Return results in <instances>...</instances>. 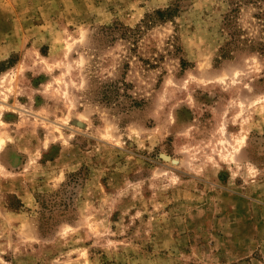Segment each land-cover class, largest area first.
Here are the masks:
<instances>
[{"label": "rangeland", "instance_id": "374dc122", "mask_svg": "<svg viewBox=\"0 0 264 264\" xmlns=\"http://www.w3.org/2000/svg\"><path fill=\"white\" fill-rule=\"evenodd\" d=\"M0 264H264V0H0Z\"/></svg>", "mask_w": 264, "mask_h": 264}, {"label": "bare ground", "instance_id": "6f19581e", "mask_svg": "<svg viewBox=\"0 0 264 264\" xmlns=\"http://www.w3.org/2000/svg\"><path fill=\"white\" fill-rule=\"evenodd\" d=\"M176 161V160H175ZM17 162V161H16Z\"/></svg>", "mask_w": 264, "mask_h": 264}, {"label": "trees", "instance_id": "16d2710c", "mask_svg": "<svg viewBox=\"0 0 264 264\" xmlns=\"http://www.w3.org/2000/svg\"><path fill=\"white\" fill-rule=\"evenodd\" d=\"M162 11V10H161Z\"/></svg>", "mask_w": 264, "mask_h": 264}]
</instances>
